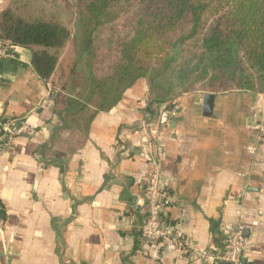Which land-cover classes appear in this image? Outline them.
I'll return each mask as SVG.
<instances>
[{
    "label": "crops",
    "instance_id": "0c3cea01",
    "mask_svg": "<svg viewBox=\"0 0 264 264\" xmlns=\"http://www.w3.org/2000/svg\"><path fill=\"white\" fill-rule=\"evenodd\" d=\"M9 54L0 59V121L23 118L30 132L0 154V264H201L172 241L144 247L139 239L138 201L153 170L140 129L147 80L95 116L80 148L50 162L40 151L58 123L50 84L30 50ZM206 93L215 95L209 116ZM174 107L158 135L166 221L192 249L218 251L241 228L242 264H264V93L191 90ZM159 115L147 120L148 134Z\"/></svg>",
    "mask_w": 264,
    "mask_h": 264
},
{
    "label": "trees",
    "instance_id": "16d2710c",
    "mask_svg": "<svg viewBox=\"0 0 264 264\" xmlns=\"http://www.w3.org/2000/svg\"><path fill=\"white\" fill-rule=\"evenodd\" d=\"M72 1L73 29L60 16L68 0H6L0 11V40L30 50L36 75L50 84L58 123L40 147L50 162L80 148L95 116L149 76L165 97L147 96L144 118L157 117L164 104L156 129L165 126L188 91L186 83L177 90L172 76L192 60L207 70L210 92L264 93V0ZM69 42L77 55L62 66ZM176 46L181 57L167 59Z\"/></svg>",
    "mask_w": 264,
    "mask_h": 264
},
{
    "label": "built area",
    "instance_id": "2783aa9c",
    "mask_svg": "<svg viewBox=\"0 0 264 264\" xmlns=\"http://www.w3.org/2000/svg\"><path fill=\"white\" fill-rule=\"evenodd\" d=\"M8 57H10L9 47L0 40V59ZM140 126V129L145 132L144 139L152 152L151 155L145 157L153 166V170L143 186L142 196L138 201L144 211V220L139 227L140 242L144 247H148L172 241L180 253L193 255L201 264H242L245 241L241 235V228L232 230L218 251L205 248L192 249L179 237L174 227L166 221L165 211L170 207L171 200L159 182L163 147L158 137L164 126L160 125V129L150 131L149 134L145 130L149 128L146 120H143ZM29 132L30 129L24 123L23 118L0 121V154L16 137L26 135ZM261 132H264V129Z\"/></svg>",
    "mask_w": 264,
    "mask_h": 264
},
{
    "label": "rangeland",
    "instance_id": "374dc122",
    "mask_svg": "<svg viewBox=\"0 0 264 264\" xmlns=\"http://www.w3.org/2000/svg\"><path fill=\"white\" fill-rule=\"evenodd\" d=\"M69 1V9L64 8V4L62 6L61 11H60V16L61 19L64 21V23L68 26V28L73 29L74 27V11L72 8L73 6L72 0H68ZM3 2L6 3V0H4ZM61 5V3H60ZM182 46H176V48L170 53V55L167 57V59H173V58H177L179 59L181 57V52L183 47ZM76 52L73 50V45L71 42H69L67 44L66 49L64 50V53L62 54L60 60V65L62 66H67L68 64L71 63V60L76 58ZM197 60H192L190 61L189 65H187V67L185 68V70L183 71V75H177L175 74V76L173 78V82L175 85V88L178 90L180 89L179 87H182L181 84H185L186 86L184 87V89H187L188 91L191 90H208L209 88V82L207 80L208 77V73L207 70H205V68L200 64V62ZM80 69H82V64L80 63ZM148 85H149V96H151V98L153 99H163L164 96V91L161 90V88H156V86L160 87V84H158V80H155L153 83L150 82V76H149V80H148ZM183 88V87H182ZM125 93V92H124ZM123 93V94H124ZM123 96V95H122ZM163 157V154H162Z\"/></svg>",
    "mask_w": 264,
    "mask_h": 264
},
{
    "label": "water",
    "instance_id": "95a60500",
    "mask_svg": "<svg viewBox=\"0 0 264 264\" xmlns=\"http://www.w3.org/2000/svg\"><path fill=\"white\" fill-rule=\"evenodd\" d=\"M203 105H204V111L203 114L205 116H209L212 112L213 109V103H214V99H215V95L214 94H210V93H206L203 96Z\"/></svg>",
    "mask_w": 264,
    "mask_h": 264
}]
</instances>
